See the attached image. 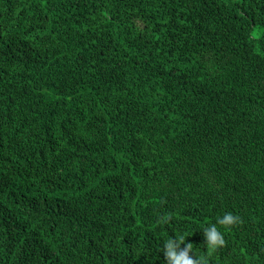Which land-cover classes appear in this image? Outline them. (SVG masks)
Here are the masks:
<instances>
[{
	"label": "trees",
	"instance_id": "1",
	"mask_svg": "<svg viewBox=\"0 0 264 264\" xmlns=\"http://www.w3.org/2000/svg\"><path fill=\"white\" fill-rule=\"evenodd\" d=\"M176 237L264 264V0H0V264Z\"/></svg>",
	"mask_w": 264,
	"mask_h": 264
},
{
	"label": "clouds",
	"instance_id": "2",
	"mask_svg": "<svg viewBox=\"0 0 264 264\" xmlns=\"http://www.w3.org/2000/svg\"><path fill=\"white\" fill-rule=\"evenodd\" d=\"M218 224L223 227H229L234 224V218L231 213L223 215L219 219ZM209 248H215L224 243V236L216 225L208 226L204 229ZM183 237H176L175 240L168 238L163 245L166 264H196L195 260L189 253L192 251V244H186L181 249V244H184Z\"/></svg>",
	"mask_w": 264,
	"mask_h": 264
}]
</instances>
